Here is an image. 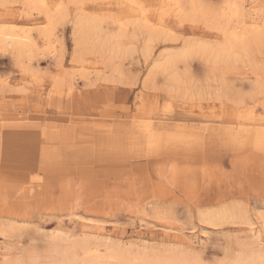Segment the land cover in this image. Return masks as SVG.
<instances>
[{
  "label": "rangeland",
  "instance_id": "rangeland-1",
  "mask_svg": "<svg viewBox=\"0 0 264 264\" xmlns=\"http://www.w3.org/2000/svg\"><path fill=\"white\" fill-rule=\"evenodd\" d=\"M192 1L46 0L53 13L66 6L46 38L42 9L0 0V27L34 40L22 55L0 46V264L77 240L102 251L180 249L204 264L264 247V37L247 60L237 51L214 69L192 55L146 81L163 56L222 42L201 18L182 20ZM252 2L242 3L262 0ZM91 16L102 30L78 49L74 24ZM143 23L170 32L147 55ZM106 34L119 57L103 53ZM221 209L247 220L202 218Z\"/></svg>",
  "mask_w": 264,
  "mask_h": 264
},
{
  "label": "bare ground",
  "instance_id": "bare-ground-1",
  "mask_svg": "<svg viewBox=\"0 0 264 264\" xmlns=\"http://www.w3.org/2000/svg\"><path fill=\"white\" fill-rule=\"evenodd\" d=\"M69 1L76 3V4H79V5L81 4V0H69ZM173 1H175V0H173ZM251 1L255 2L256 0H251ZM30 2L32 3V7H34L35 9H40V10L42 9L43 10V13L46 16L47 21H48L46 24V27L44 26L46 29L43 31V35L46 38L49 37L48 35L52 34V31L54 32V30H55L56 21L58 19L62 18V16L65 14L66 6L63 4H60L59 6H57L54 9L55 12L53 13L52 11H50L47 8L48 6L46 3V0H23L24 5H26V6ZM242 2H244V0H221L220 5L218 4L219 7L217 4H216L217 7L216 6L213 7L209 4L207 5L203 1H198V0L196 2L192 1L190 12L187 14L185 13V15L182 16L183 17L182 20L184 21L187 19L190 21H194L196 18H201L203 20V22L205 21V23L211 24L210 29H214V30L216 29V31L222 33V35H223L222 42L219 44H215V45H210V44L201 43V42L190 43V44L184 46L178 52L169 53L165 57L163 56L161 59L156 60L151 71L149 72V76L146 78V81L148 82L151 80L152 75H154V72L169 73L172 68L176 67L175 66L176 60H182V59L186 60V59H188V57L190 58L192 55H198V56L208 58L210 60L209 64H210V62L212 64L210 66H213L214 69L216 68L217 64H219V65L220 64H227L229 62L232 63V61H235L233 56L237 51L243 53L245 59L247 60L249 58L248 52H251V46L254 47L257 45V42L259 41L260 36L264 37V0H262V3L260 2L261 5H259V8H256V6H258V5L254 6L256 4V2H255L254 5H251V4L248 5L247 9H246V7L243 6ZM209 10L211 11L210 16H212V18H211L212 20H210V18H209ZM182 14H180V15H182ZM260 17H261V19H260ZM90 20L91 21H88L86 18H81L80 20H77L75 22L76 24H74L75 25L74 31L77 35L76 39L74 37V39H75L74 41H75L76 45L78 46V49H79V47H81L84 44V39L87 38V37L84 38L86 36V33H89V35H90V33L98 34L100 31L99 29H101L99 27V24H97V23H95V21H93L92 16H91ZM144 22H146V21H144ZM147 24H145V23L137 24L139 29H141L140 31H143L142 29H145V28L148 29V32H147L148 38H147V41L145 44L146 49L144 52L145 55H147V53H150V50H149L150 43L151 42L153 43V39L162 33V30L151 29L150 26H148ZM14 26L17 28H20L19 26H16V25H14ZM14 26L11 25L10 27H7V26L0 27V46L8 47L13 52H16V54L22 55V54H24V52L27 51L29 45L33 44L34 40L30 34L21 33L20 30L22 27L19 29L20 32H18V29H17V31L14 30ZM136 28H137V26H136ZM24 29H26V27H24ZM25 31H27V30H25ZM74 31H73V33H74ZM164 33H166V32H163L162 34H164ZM100 34H103V32L102 33L100 32ZM166 34L169 35L170 32L166 33ZM107 35L108 34L104 35L102 38L103 40L101 43V45H102L101 48L104 51L103 53H105V51H106V54L108 53L110 56L109 59H114L115 56L119 57L122 53L119 45H117V42L115 41V39L112 41L110 39H108ZM167 35H165V36H167ZM40 36H42V35H40ZM44 36H42V37L44 38ZM111 36H112V33H111ZM104 37H106V38H104ZM88 38H89V36H88ZM113 38H114V36H112V39ZM99 39H100V36H99ZM43 40L49 41V40H51V38H49L48 40H45V39H43ZM94 41H96V40H94ZM97 42H99V41H97ZM86 43H87V41H86ZM45 45L46 44L44 43V46ZM48 45H50V44H48ZM85 45H87V44H85ZM93 47H94V45H93ZM95 48L98 49L97 45L95 46ZM32 49H33V47H32ZM89 50H90V47H89ZM32 51H35V50L33 49ZM78 52H80V51L78 50ZM78 52H77V54H78ZM81 52L83 53V51H81ZM81 52H80V55H78V57L81 56ZM90 54H92V53H90ZM111 54H113L112 55L113 58L111 57ZM104 59H106V58H104ZM203 60H204V58H203ZM206 61H208V60H206ZM109 62H111V60ZM222 66H220V67H222ZM211 73H212V71H211ZM169 80L174 85H180V83L182 82L181 81L182 77L179 74L176 75V74L170 73L169 74ZM183 82H182V84H183ZM201 93H203V92H201ZM81 133H83V132L81 131ZM240 213H241V211H238V210L237 211L236 210L230 211L227 209H221V210L206 214L205 217H202V216L201 217L205 218V220H207L210 223H213V224H215V223L220 224L221 223L220 225H222V224H224L223 222H227V221H229V219L231 220V218H233L235 216L236 217L234 219L237 218V220H238L240 218L239 220H241V221L247 220V219H244V217H243V219H241L242 217H240V216H242L241 215L242 213L241 214ZM261 217H263V216H261ZM229 222H232V221H229ZM213 224H210V225H213ZM214 227H215V225H214ZM262 230L264 233V224H263ZM258 231H260V230H258ZM259 235H260V232H257V234H256L257 239H259ZM53 239H55V238H53ZM51 241H53V240H51ZM59 242H62V241H59ZM66 243L64 245V243L58 244V243L52 242L47 247L44 255H38L35 253H31L32 255H29L27 257H23L21 259H17L16 261L12 262L11 264H204V263H202L200 257H198L197 255H190L188 253L183 252V250L180 251V249H179V251H176V250L167 251V252L163 251L164 253L161 252L160 254H157V253H151L153 251H150V252L145 251L146 249L143 248L144 249V250L142 249L143 251H140L138 249L139 252L136 251V253H132V252H129V250L127 252L126 251L127 249L125 251L122 250L124 248H122L121 246H120L121 248L119 247L120 248L119 249L118 247H116V248L113 247V245L109 246V245H107V243H104V249H103L104 251L99 249V246L93 247L92 244H90L88 241L77 240L75 242L70 241L68 244H66ZM118 245H120V244H118ZM44 249H45V247H44ZM230 261H229L230 262L229 264H264V247L260 248V250H258V251L252 250L249 252H245L244 254L242 253V254L236 255V257H234L233 259H230Z\"/></svg>",
  "mask_w": 264,
  "mask_h": 264
}]
</instances>
